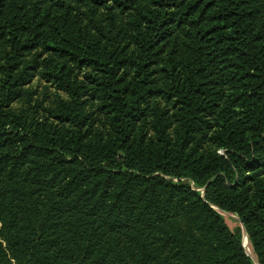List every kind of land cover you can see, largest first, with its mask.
Returning a JSON list of instances; mask_svg holds the SVG:
<instances>
[{
    "label": "trees",
    "instance_id": "obj_1",
    "mask_svg": "<svg viewBox=\"0 0 264 264\" xmlns=\"http://www.w3.org/2000/svg\"><path fill=\"white\" fill-rule=\"evenodd\" d=\"M252 258L264 0H0V264Z\"/></svg>",
    "mask_w": 264,
    "mask_h": 264
},
{
    "label": "rangeland",
    "instance_id": "obj_2",
    "mask_svg": "<svg viewBox=\"0 0 264 264\" xmlns=\"http://www.w3.org/2000/svg\"><path fill=\"white\" fill-rule=\"evenodd\" d=\"M224 220L228 227L230 229H234L235 227H238V219L234 214L231 213H223ZM244 240L247 242L246 238L244 237ZM249 247V246H248ZM250 249V248H249Z\"/></svg>",
    "mask_w": 264,
    "mask_h": 264
},
{
    "label": "water",
    "instance_id": "obj_3",
    "mask_svg": "<svg viewBox=\"0 0 264 264\" xmlns=\"http://www.w3.org/2000/svg\"><path fill=\"white\" fill-rule=\"evenodd\" d=\"M243 231H244V233H245V230H244V229H243ZM243 245H244V244H243ZM244 246H245V245H244ZM245 248H246V247H245ZM246 250H247V252L249 253V250H248L247 248H246ZM249 255H250V254H249ZM252 259H253L254 263L257 264L256 261L254 260V258H252Z\"/></svg>",
    "mask_w": 264,
    "mask_h": 264
}]
</instances>
